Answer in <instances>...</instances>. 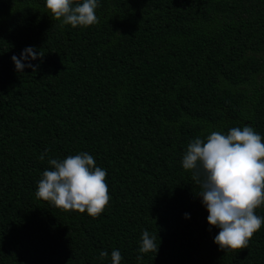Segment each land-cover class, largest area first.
Returning <instances> with one entry per match:
<instances>
[{
    "label": "trees",
    "instance_id": "1",
    "mask_svg": "<svg viewBox=\"0 0 264 264\" xmlns=\"http://www.w3.org/2000/svg\"><path fill=\"white\" fill-rule=\"evenodd\" d=\"M98 4L97 24L72 28L45 0H0V264H111L114 250L121 264H264V224L219 250L181 165L213 131L264 137V0ZM29 47L44 56L18 73ZM81 152L107 172L96 218L35 195L50 159ZM144 230L157 254L139 252Z\"/></svg>",
    "mask_w": 264,
    "mask_h": 264
},
{
    "label": "clouds",
    "instance_id": "2",
    "mask_svg": "<svg viewBox=\"0 0 264 264\" xmlns=\"http://www.w3.org/2000/svg\"><path fill=\"white\" fill-rule=\"evenodd\" d=\"M98 6V0H45L48 15L61 27L97 24ZM40 50L29 47L20 58L12 56L17 72L24 74L30 68L36 73L38 65L30 61L43 58ZM45 155L41 154V160ZM49 164L51 170H45L38 182L37 199L65 212H86L92 218L103 213L110 201L107 172L96 166L92 155L81 152L63 160L50 159ZM181 165L198 185L197 196L208 212V224L219 229L214 238L219 250L228 253L246 248L264 224V217L256 214L264 205V137L249 125L233 127L227 134L213 131L188 144ZM156 239L144 230L139 252L157 254ZM107 255L100 252V258ZM121 259L119 250L112 251L111 264H121ZM141 259L138 255L137 260Z\"/></svg>",
    "mask_w": 264,
    "mask_h": 264
}]
</instances>
